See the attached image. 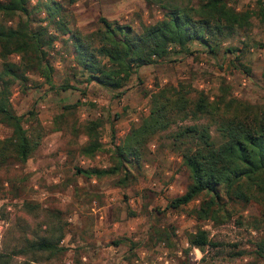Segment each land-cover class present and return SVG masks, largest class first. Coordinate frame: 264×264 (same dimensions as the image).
Wrapping results in <instances>:
<instances>
[{
	"label": "rangeland",
	"instance_id": "374dc122",
	"mask_svg": "<svg viewBox=\"0 0 264 264\" xmlns=\"http://www.w3.org/2000/svg\"><path fill=\"white\" fill-rule=\"evenodd\" d=\"M26 2V13L0 12V25L17 28L21 22L29 30H45V41L52 40L42 45L51 81L33 68L25 71V81L10 85L11 106L38 143L25 162L0 167L1 264H264L256 252L264 241V195L245 202L221 194L215 216L207 219L194 213L204 196L169 206L191 183L173 136L185 126L205 125L217 145L223 140V112L176 116L144 143L138 165L119 163L117 154L130 129L148 116L151 94L160 88L182 83L210 100L264 103V0H227L252 16L246 26L208 35L215 54L199 41L190 42L189 51L169 43L162 59L136 68L118 90L88 80L75 61V39L99 46L105 30L101 16L139 31L163 18L164 5L196 8L200 0ZM21 57L0 55V70L4 62L22 66ZM88 122H98L100 148L92 155L83 148L88 136L81 126ZM11 131L0 122V139ZM197 141L189 137L184 143L193 147ZM116 167L102 176L78 171ZM198 230L215 246H191L188 236ZM41 238L52 248L27 251Z\"/></svg>",
	"mask_w": 264,
	"mask_h": 264
},
{
	"label": "trees",
	"instance_id": "16d2710c",
	"mask_svg": "<svg viewBox=\"0 0 264 264\" xmlns=\"http://www.w3.org/2000/svg\"><path fill=\"white\" fill-rule=\"evenodd\" d=\"M196 8L182 9L179 6L166 7L164 16L154 23L143 24L139 31L131 26H119L101 16L105 30L100 35L99 46L77 37L75 39V61L88 73V80L118 90L126 85L131 74L140 66L159 61L167 53L169 43L189 51V43L199 41L210 54L216 50L208 35L233 31L236 27L249 24L252 14L237 11L227 0H200ZM26 0H0V12L8 15L16 11L27 12ZM48 7V4H45ZM58 6V5H57ZM260 15L264 19L263 12ZM45 30L32 31L21 22L17 28L0 25L1 56L19 53L24 64L4 62L0 70V122L11 127L8 137L0 139V167L9 162H25L33 152L37 140H31L22 124V116L15 113L10 103V85L15 80H26L25 71L33 68L42 70L47 82L51 81V66L45 63L43 44ZM65 87V86H64ZM122 93V92H120ZM223 105V106H222ZM225 107V108H224ZM225 109V110H223ZM224 113L220 128L223 140L212 141L205 125H188L173 136V146L179 148L183 164L190 171L191 183L186 190L169 201L171 208L186 205L199 196H204L194 213L198 219L212 218L219 205L221 194L248 202L256 195H264V103L250 105L237 100L225 102L223 98L210 100L203 91H196L179 83L178 87H163L151 94L149 114L141 124L133 126L123 144L117 148L119 163L122 160L139 164L142 146L156 133L165 130L176 116L188 115L219 116ZM98 122L81 126L88 141L85 154L92 155L100 148L96 132ZM197 139L193 147L184 143L187 138ZM180 144V145H179ZM90 168L78 169L87 176H102L117 171ZM208 197V198H207ZM191 246L204 248L215 246L208 239L205 230L189 234ZM53 244L46 238L32 242L27 251H45ZM26 248L20 253H25ZM257 254L264 259V241L257 244ZM0 252V264L4 261Z\"/></svg>",
	"mask_w": 264,
	"mask_h": 264
}]
</instances>
